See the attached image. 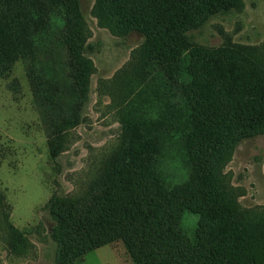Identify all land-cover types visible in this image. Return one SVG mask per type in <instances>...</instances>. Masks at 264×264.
<instances>
[{"label": "trees", "instance_id": "obj_1", "mask_svg": "<svg viewBox=\"0 0 264 264\" xmlns=\"http://www.w3.org/2000/svg\"><path fill=\"white\" fill-rule=\"evenodd\" d=\"M95 6L120 33L142 35L145 58L167 73L179 99L175 110L189 124V171L184 182L166 184L154 166L158 141L131 126L79 193L50 197L54 264H74L116 241L132 264H264V213L241 208L221 173L238 141L264 135V55L196 45L187 35L231 10L234 0H96ZM80 13L79 0H0V79L22 60L44 107L58 110L64 88L74 98L69 115L59 108L49 123L52 158L61 151L63 125L77 121L91 70ZM62 50L67 83L32 73L56 70L44 65L49 58L56 64ZM186 216L195 221L186 224Z\"/></svg>", "mask_w": 264, "mask_h": 264}, {"label": "rangeland", "instance_id": "obj_2", "mask_svg": "<svg viewBox=\"0 0 264 264\" xmlns=\"http://www.w3.org/2000/svg\"><path fill=\"white\" fill-rule=\"evenodd\" d=\"M234 2L231 10L209 16L187 35L196 45L264 55V0ZM95 4L96 0H79L82 54L91 70L77 121L64 124L57 137L61 151L56 157L49 155L48 140L54 136L49 123L59 108L69 115L74 101L70 91L60 92L58 110L44 107L22 60L0 79V264H54L58 245L51 238L50 197L79 193L101 157L120 149L131 126L158 141L154 166L166 184H180L187 177L189 124L175 110L179 99L168 86L167 73L145 58L142 35L120 33L112 19H101ZM63 53L56 64L49 58L50 64L44 65L56 70L32 73L58 86L67 83L60 66ZM221 169L238 205L250 213H264V135L238 141ZM189 217L185 218L188 225L195 221ZM74 264L132 262L116 241L75 258Z\"/></svg>", "mask_w": 264, "mask_h": 264}]
</instances>
